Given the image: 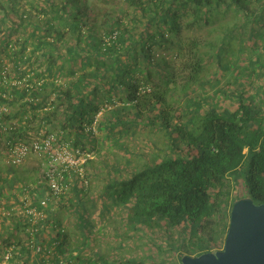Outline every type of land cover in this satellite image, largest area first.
Wrapping results in <instances>:
<instances>
[{
    "label": "trees",
    "instance_id": "obj_1",
    "mask_svg": "<svg viewBox=\"0 0 264 264\" xmlns=\"http://www.w3.org/2000/svg\"><path fill=\"white\" fill-rule=\"evenodd\" d=\"M28 2L34 3L0 0V56L9 55L20 77L34 72L36 80L42 76L36 72L31 58L38 54L39 69L45 67L51 76L44 85L43 99L48 97L49 87L58 92L60 99L50 116L53 120L49 116L45 120L50 127L55 126L51 130L59 126L55 132L63 133V142L73 148L91 150L85 141L93 135L86 132L85 125L100 109L95 99L101 100V104L109 103L113 101L112 96L119 93V98L129 106H124L121 113L114 110L111 117H106L107 113L98 128L100 133L101 129L110 135L124 130L128 108L136 120L141 114L152 112L166 129L171 148L178 147L176 155L164 156L131 177L109 183L104 192L112 203L126 210L133 229L146 232L157 228L167 233L178 229L182 232L181 246L173 240L152 242L163 257L151 258L154 260L151 264H173L169 258L173 259L176 254L182 264L185 255L197 257L220 250L217 246L222 241V231L227 235L229 228L228 223L222 222L229 203L232 208L236 200L250 197L255 204H264V97L260 99L245 91L237 97L234 91L226 95L232 104L236 98L239 101L234 110L221 106L208 111L203 109L204 100L200 95L190 97L191 116L185 118L174 109L172 101L179 94L188 96V92L202 82L211 58H216L218 70H222L221 54L231 46L229 41L241 37L236 36V31L244 32L247 28V38L253 40V44L256 38L264 41V34L257 31L258 27H264V0H125L123 15L126 18L116 17L112 24L107 10L89 7L91 0H37L38 3L27 5ZM229 16L227 24L221 23ZM6 24L8 28L3 30ZM200 27H212L217 33V41L211 43L216 52L214 57V52L204 50L208 42L194 35ZM29 29L31 42L30 37L25 36L15 38L14 43L7 42L16 30ZM187 29L193 35L186 36ZM66 34L71 38H65ZM10 44L16 46L14 51L10 50ZM31 44L33 51L28 56ZM61 48H67V55ZM165 52L169 59L163 56ZM261 61L262 57L253 65L263 67ZM55 76L65 80V84L55 82ZM101 89L105 92L103 96H100ZM25 95L26 91H18L17 97H20L10 103L18 108L14 116L20 121L25 116L19 111L25 106L21 103ZM12 116L7 119L11 120ZM28 130L33 128L25 125L13 133L23 137ZM90 162L84 165L87 180ZM14 170H11L12 176ZM42 171L32 194L34 204L49 190L44 164ZM74 178L71 180L69 174L65 175L62 184L68 186L67 193L54 199L50 208L58 205L63 209L72 204L81 220V229L85 230V216L80 205L90 185L84 189L81 179ZM68 198L72 200L66 202ZM75 201L78 204L73 203ZM47 215L48 222L52 220L54 226H59L57 219L55 223V218H50V210ZM54 226L47 234L49 246L37 256L39 264H147L145 259L125 255L112 259L100 252L84 255L82 250L88 251L91 245L86 232L84 247L75 248L77 253L73 255L68 235ZM44 229L37 235L38 242L41 237L44 241ZM150 236L154 238L152 233ZM19 246L24 250L22 241ZM168 246L170 255L166 254ZM180 248L188 251L182 254Z\"/></svg>",
    "mask_w": 264,
    "mask_h": 264
},
{
    "label": "rangeland",
    "instance_id": "obj_2",
    "mask_svg": "<svg viewBox=\"0 0 264 264\" xmlns=\"http://www.w3.org/2000/svg\"><path fill=\"white\" fill-rule=\"evenodd\" d=\"M29 1H34V3L28 2L27 5L38 3L37 0ZM55 1L59 2L60 0ZM88 5L92 8L97 6L99 9L104 8L107 10L106 13H108L112 19L111 24L114 23L116 17L123 18L124 9H126L125 0H91ZM12 18L18 20L15 15H12ZM125 18L126 16L123 19ZM230 19L231 17L229 16L225 22L221 23L227 24L226 22ZM8 25L9 24H6L4 27L2 26L3 30H6ZM211 28L212 27H200L197 31H194V35L201 36L203 37L202 39L208 42L204 50L209 51L210 53L214 52L211 48V43L217 41V33L213 32ZM16 31L17 32H14L13 35L7 39V42L10 41L11 43H14L15 38H22V36L30 37L29 41H32L31 34H29L31 32L30 29L23 32ZM257 31L264 34V27H258ZM184 33L186 36L193 35L188 29L185 30ZM238 35H241V37L229 41L228 44L230 43L231 46L228 45L229 47L227 46L225 51L221 54V59L223 61L222 70H218L217 61L214 57L216 52H214L212 55L214 58H211L206 65L205 71L202 75V82L195 85L192 90L188 92V96H182L181 94L175 96L176 100L172 101L173 107L176 111L181 112L184 118L189 117L191 113L192 108H189L191 104L188 105V99H190V97L193 98L200 95L204 100L201 104L205 111H208L209 108H221V106L229 107L231 110H234V106H236L239 101L236 98L235 102L232 104L228 99V96H226L228 94L231 95L234 91H236L235 95H237V97L242 91L248 92L260 99L264 97V66L259 67L253 65L256 59L260 57H262L261 63L264 62V41L262 38H256L255 40H257V42L253 44V40H248L247 38V28L244 32L236 31V36ZM66 37L71 38L70 34H66L65 38ZM66 49L67 48H61L63 54H66ZM31 51H33V44L29 45V49L27 50L28 56L32 53ZM160 54L161 53H157V55ZM167 55L168 52L163 54V56H166V58L169 59L170 57ZM8 56V54L6 57L0 56V63L5 61L11 67V76L15 79L16 77H19V75L16 74L14 63ZM31 63H33L34 68L38 70H36V72L40 76L48 78V81L51 79V76H49L45 67L39 69L41 67V62L38 60L37 53L32 56ZM76 65L78 66L79 64ZM240 66L244 69H238ZM254 67L255 71L253 70ZM250 70L254 72H251ZM54 80L55 82L61 81L62 84H65L66 82L56 76ZM147 91L150 92L151 90L147 89ZM103 94H105V92L101 89L100 96H103ZM120 95L121 94L118 93L116 97L112 96L113 101L109 103L105 102L104 104H101V100L99 101L98 98L95 99V102L100 106V109L103 108L100 110L102 114L106 110L104 115H101L103 119L107 113L106 117H111L114 116L113 113L116 110L121 113L124 106H129L128 103L119 98ZM17 111L18 108L14 106L12 109V122L17 119L14 116ZM120 113L118 112V114ZM126 116L127 124L124 130H116V132L110 135L107 131L101 129V133L98 132V134L92 136L89 141H85L86 145L88 147L90 146L91 150H88L94 151L96 154L95 158L91 160L87 166V174L90 176V188L87 194H83L84 198L80 205V209L84 211V222L86 223L85 230L81 229V220L76 212V208H74V206L71 207L72 204H68V206L63 209L58 205H52L50 208L51 215L49 216L51 219H53V216L55 221L57 219L59 222V226H57L58 228L55 229L68 235L70 242L69 246L70 248H73L70 250V253L72 254L73 250V255L77 253V250H74L75 248L80 249L84 247V232H86L89 233L91 245L88 251L82 250L84 255L88 256L100 252L105 256H108L110 259L115 258L117 255H125L129 257H137L142 260L145 259L147 264H151V262L154 261L153 259L163 257L162 254L158 253L156 248L157 245L152 244V242L161 243L173 240L181 246L183 244L181 239L183 237L182 232L178 229L172 230L171 233L158 230L157 228L149 229L146 232L133 229V226L127 220L126 210L121 208V206L112 203L110 198L104 195V192L109 183L131 177L134 172L139 171L145 165H149L153 161H158L164 156L176 155L178 153V147L171 148V141L166 129H164L160 125V122L155 119L152 112L143 113L140 118H137L138 120H136L133 111L128 108ZM174 123L176 125L177 120H175ZM54 127L50 128L54 129ZM58 129L59 126H56V130L54 131H58ZM182 146L183 145L180 147ZM2 162L3 159L1 158L0 168L2 169L3 167V172L6 174L9 169L6 168L3 164L4 162ZM42 164V159L31 155L22 166L14 170V172L16 171L15 174H17V177H15V174L13 177L16 185L12 188L10 187V192L13 190L16 191V193H19V186L28 187L32 185L34 186L38 183L43 172ZM28 168L32 169L33 172L28 174L25 171ZM232 182L234 181L232 180ZM240 186L241 189H243L242 183ZM69 200L72 199L68 198L65 201L67 202ZM73 203L78 204L77 201ZM231 209L230 202L228 207L224 209L225 214L222 220L223 223L229 224ZM55 223H57V221ZM150 233L154 235V238H151ZM17 236H20V241H22L26 247V236L25 233H23V228L19 227ZM47 236L44 238L47 239ZM221 239L222 241L217 246L220 250L224 247L226 239L225 231H222ZM46 241L47 240L44 239L42 242L44 243V247H47L46 244L48 242ZM19 247L23 250L22 246ZM169 249L170 247L168 246L166 248V254L170 252ZM49 251L50 253L53 252L51 250ZM187 251V249H181L182 254ZM32 254V256H29L27 264H39L37 260L38 254ZM168 254L170 255V253ZM177 256L178 254L174 255L173 259L169 258L173 264H181ZM17 257L20 262H25L28 258H26V255L22 258L20 255ZM45 260H47V258ZM13 263L14 262L12 261L11 264Z\"/></svg>",
    "mask_w": 264,
    "mask_h": 264
},
{
    "label": "built area",
    "instance_id": "obj_3",
    "mask_svg": "<svg viewBox=\"0 0 264 264\" xmlns=\"http://www.w3.org/2000/svg\"><path fill=\"white\" fill-rule=\"evenodd\" d=\"M9 48L14 51L16 46L10 44ZM34 74V72H28L25 76L14 79L11 76V67L5 61H2L0 66V156L9 170L22 166L31 155L39 157L43 160L47 174L46 182L49 187L47 194L34 204L32 194L35 193L36 187L33 185L27 188L19 186L18 194L21 197L19 208L18 206L9 208L6 206L7 199L1 194L5 188H2L0 190V216L7 221L24 218L26 238L29 239V242L26 239V243L35 255L47 249L43 246L44 243H37L36 238L42 230L41 223L48 222L47 211L50 210L51 202L67 193L68 186L62 184V179L66 174L70 175L71 180L79 177L80 183L86 189L89 180L85 178L84 165L95 158V152L89 151L86 147L73 148L71 144L62 141L63 133L51 130L45 117L49 116V119L53 120L50 116L59 106V94L52 90L44 100L43 90L48 78L42 77L34 80ZM56 82L62 84L61 81ZM18 91H26L21 101L25 106L19 109L21 113L24 112L22 116H25L22 121L15 119L12 122V119L9 120L7 117L13 115V107L10 103L20 97H17ZM102 109L91 117L90 122H86V132L93 136L98 134V128L103 119L101 115L106 112L105 110L102 114L100 111ZM35 116L37 119L34 118ZM25 125H29L33 130H28L23 137H18L13 133ZM53 223L54 221L48 222V228L53 227ZM16 254L15 247L10 246L3 255L4 262L11 263L15 260Z\"/></svg>",
    "mask_w": 264,
    "mask_h": 264
},
{
    "label": "water",
    "instance_id": "obj_4",
    "mask_svg": "<svg viewBox=\"0 0 264 264\" xmlns=\"http://www.w3.org/2000/svg\"><path fill=\"white\" fill-rule=\"evenodd\" d=\"M182 264H264V204L250 197L236 200L223 249L185 255Z\"/></svg>",
    "mask_w": 264,
    "mask_h": 264
},
{
    "label": "crops",
    "instance_id": "obj_5",
    "mask_svg": "<svg viewBox=\"0 0 264 264\" xmlns=\"http://www.w3.org/2000/svg\"><path fill=\"white\" fill-rule=\"evenodd\" d=\"M48 91H52V87H49L48 88ZM61 117L62 116L60 115V118ZM59 121H60V119H59ZM1 158L2 157L0 156V159ZM3 164L5 165V163H3ZM6 168H7V166H6ZM25 171L28 174H30L31 172H33V170L32 169H29V168L26 169ZM13 177H14V174L12 176L11 170H8L7 173L5 174L3 172V167H2V169L0 168V190L2 188H5L4 189V192H2L1 194L4 195L6 197V199H7V201H6V204L7 205L6 206L8 208L9 207H17L19 205V202H20L19 199L21 198L20 195L18 193H16V191H13L12 190L10 192V190H9L10 187L12 188V187L15 186V182H14L15 179H12ZM15 177H17V174H15ZM38 192H42V191H38ZM18 208H19V206H18ZM23 222H25L24 221V218H17V219H14V220L7 221L5 218H3V217L0 216V264H7V263L4 262L3 255L6 252V250L8 248H10V246H12V245L15 247V252L17 253L15 255V257H14L15 260L13 261L14 262L13 264H24V262L18 261V257H17L18 255H20V257H23L24 255H26V258L28 257L27 259L25 258L27 261L29 260V256L30 255L31 256L33 255L32 254L33 251L31 249H29L28 246H26L23 251L21 250V247L18 246L19 242H21L20 241V236H17L18 235L19 227L23 228V233H25V236L27 237V232L24 229ZM46 223L47 222L41 223V227L42 228H45L43 230V232L45 233L44 236H47V234H48V232L50 230L48 228V225H47L48 223L47 224ZM41 238H40V242H38V240L36 238L37 243H42ZM26 239L29 242V239L28 238H26ZM44 239L47 240V241H49L46 238H44ZM25 242H26V240H25ZM46 245H47V247L49 246L48 243ZM25 250L27 252H25ZM21 254H24V255L21 256ZM26 260H25V262H26ZM9 264H11V263H9Z\"/></svg>",
    "mask_w": 264,
    "mask_h": 264
}]
</instances>
